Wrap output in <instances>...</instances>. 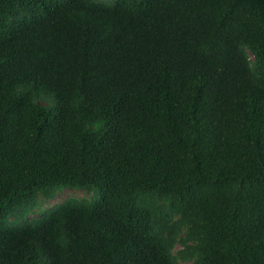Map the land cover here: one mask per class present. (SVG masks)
Masks as SVG:
<instances>
[{
	"label": "trees",
	"instance_id": "16d2710c",
	"mask_svg": "<svg viewBox=\"0 0 264 264\" xmlns=\"http://www.w3.org/2000/svg\"><path fill=\"white\" fill-rule=\"evenodd\" d=\"M0 264H264V0H0Z\"/></svg>",
	"mask_w": 264,
	"mask_h": 264
},
{
	"label": "rangeland",
	"instance_id": "374dc122",
	"mask_svg": "<svg viewBox=\"0 0 264 264\" xmlns=\"http://www.w3.org/2000/svg\"><path fill=\"white\" fill-rule=\"evenodd\" d=\"M68 198H89V195L81 191L63 190L57 193L56 199L53 203H61ZM180 248V246H177L176 250H179Z\"/></svg>",
	"mask_w": 264,
	"mask_h": 264
}]
</instances>
